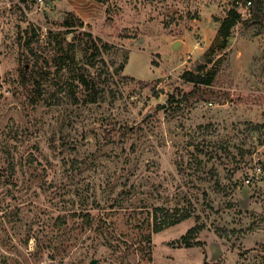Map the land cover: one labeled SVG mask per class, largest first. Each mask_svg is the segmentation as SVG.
Listing matches in <instances>:
<instances>
[{
	"label": "rangeland",
	"instance_id": "1",
	"mask_svg": "<svg viewBox=\"0 0 264 264\" xmlns=\"http://www.w3.org/2000/svg\"><path fill=\"white\" fill-rule=\"evenodd\" d=\"M249 9L0 0V264H264V18ZM198 65L211 84L181 79ZM157 207L191 214L155 232ZM195 223L196 243L174 244Z\"/></svg>",
	"mask_w": 264,
	"mask_h": 264
},
{
	"label": "trees",
	"instance_id": "2",
	"mask_svg": "<svg viewBox=\"0 0 264 264\" xmlns=\"http://www.w3.org/2000/svg\"><path fill=\"white\" fill-rule=\"evenodd\" d=\"M244 4L247 7H250V18L256 20H262L264 18V0H243ZM240 19V12L236 10V8L232 7L228 9L224 17L220 20L218 26V34L223 38V40L227 39L230 35L232 27L235 23ZM68 24V22H66ZM86 38L89 39L91 37L89 32L85 33ZM28 40L25 41L27 43ZM123 65L120 64L119 68H122ZM215 71L207 70L204 71L201 65H198L194 69H187L183 71L180 75L181 79L188 82H193L194 84H211L214 80ZM86 83V81H84ZM37 90L39 93V89L37 87L34 91ZM170 100H174L173 97L170 96ZM190 211L188 209H174L173 211H169L168 209H164L162 207H157L154 211V223L152 226V230L158 232L167 226H171L180 222L181 220L190 216ZM203 228V225L200 223H195L190 226L182 235H180L173 242L178 246H192L196 243V235Z\"/></svg>",
	"mask_w": 264,
	"mask_h": 264
},
{
	"label": "built area",
	"instance_id": "3",
	"mask_svg": "<svg viewBox=\"0 0 264 264\" xmlns=\"http://www.w3.org/2000/svg\"><path fill=\"white\" fill-rule=\"evenodd\" d=\"M249 4V2H247V5ZM247 5H245L247 7Z\"/></svg>",
	"mask_w": 264,
	"mask_h": 264
},
{
	"label": "water",
	"instance_id": "4",
	"mask_svg": "<svg viewBox=\"0 0 264 264\" xmlns=\"http://www.w3.org/2000/svg\"><path fill=\"white\" fill-rule=\"evenodd\" d=\"M177 42V41H176ZM176 42L174 43V45H176Z\"/></svg>",
	"mask_w": 264,
	"mask_h": 264
}]
</instances>
